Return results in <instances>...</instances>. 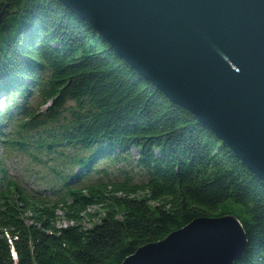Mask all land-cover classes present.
Returning <instances> with one entry per match:
<instances>
[{
	"label": "trees",
	"instance_id": "obj_1",
	"mask_svg": "<svg viewBox=\"0 0 264 264\" xmlns=\"http://www.w3.org/2000/svg\"><path fill=\"white\" fill-rule=\"evenodd\" d=\"M0 95V150L54 184L27 192L0 160V264H120L193 218L224 215L246 239L232 264H264V182L58 0H0ZM131 148L145 179L106 176Z\"/></svg>",
	"mask_w": 264,
	"mask_h": 264
},
{
	"label": "water",
	"instance_id": "obj_2",
	"mask_svg": "<svg viewBox=\"0 0 264 264\" xmlns=\"http://www.w3.org/2000/svg\"><path fill=\"white\" fill-rule=\"evenodd\" d=\"M264 182V0H58ZM231 215L193 218L120 264H232Z\"/></svg>",
	"mask_w": 264,
	"mask_h": 264
},
{
	"label": "rangeland",
	"instance_id": "obj_3",
	"mask_svg": "<svg viewBox=\"0 0 264 264\" xmlns=\"http://www.w3.org/2000/svg\"><path fill=\"white\" fill-rule=\"evenodd\" d=\"M5 100L2 95H0V113H4ZM48 104V103H47ZM46 104V105H47ZM33 109H38L39 111L44 110L46 105H40L39 99H34ZM8 113V112H7ZM48 157V156H46ZM129 160L127 162L120 163H110L107 168H105L106 176H109L110 179L124 180V177L131 181V183H140L145 179L142 170L139 168H134L133 161L136 158V152L133 148L129 150ZM0 160L3 163L4 168L7 170L8 175L19 184L27 192H41L43 190H49L51 187H54L53 182H51L50 176L46 173L45 169L41 165H37L31 160L24 158L22 155L18 154L16 151H13L12 148L4 147L0 150ZM47 162V161H46ZM49 164V162H47ZM104 161H99L96 164V169L104 166ZM48 172V171H47ZM58 188V186H56ZM47 193V192H46ZM47 199L53 200L51 195H44ZM40 196V197H41ZM97 208L89 207L86 210V213L92 214L96 211ZM59 218H57L56 225L63 226L67 224L65 220L61 217V212L56 213ZM87 225V223H84Z\"/></svg>",
	"mask_w": 264,
	"mask_h": 264
}]
</instances>
